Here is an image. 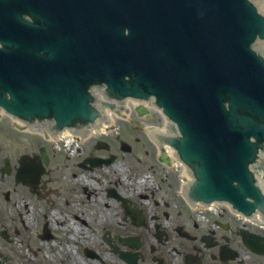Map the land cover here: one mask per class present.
Returning <instances> with one entry per match:
<instances>
[{"label":"water","instance_id":"95a60500","mask_svg":"<svg viewBox=\"0 0 264 264\" xmlns=\"http://www.w3.org/2000/svg\"><path fill=\"white\" fill-rule=\"evenodd\" d=\"M75 1L74 10L64 15L76 23L71 31L60 30L54 24L59 20H45L35 11L37 22L45 25L38 28L54 32L58 40L90 37L85 38L94 42L89 47L103 55L105 63L111 60V72L86 50L81 56L86 60L83 104L63 98L65 104L57 105L63 107L39 110L25 99L12 98L5 100L6 106L26 119L32 112L50 115L57 128H63L70 119L90 122L99 116L90 105L91 84L106 83L108 93L120 99L154 95L181 133L171 144L195 172L190 199L228 200L251 209L254 205L246 199L257 194L249 165L264 146L263 0ZM20 2L26 13L28 0ZM7 9L0 13V41L10 57H4L7 62L19 61V49L27 56L33 51L27 43H16L27 34H15L20 19L12 1ZM82 59L70 62L81 64ZM26 72L29 78V67ZM129 73L136 76L134 83L125 80ZM32 75L39 78L33 71ZM139 113L146 111L141 108Z\"/></svg>","mask_w":264,"mask_h":264},{"label":"flooded vegetation","instance_id":"af4514ba","mask_svg":"<svg viewBox=\"0 0 264 264\" xmlns=\"http://www.w3.org/2000/svg\"><path fill=\"white\" fill-rule=\"evenodd\" d=\"M39 143L27 152L32 167ZM87 147L47 150L45 174L38 179L31 169L25 176L32 189L17 182L23 153L11 157L10 178L0 173V187L9 180L12 191L7 201L0 189V264H264V212L245 217L222 205L200 221L181 198L175 169L154 162L138 171L109 166L86 174L80 166L99 152ZM69 164L85 177L73 196L63 178ZM2 202L11 204L10 214Z\"/></svg>","mask_w":264,"mask_h":264},{"label":"rangeland","instance_id":"374dc122","mask_svg":"<svg viewBox=\"0 0 264 264\" xmlns=\"http://www.w3.org/2000/svg\"><path fill=\"white\" fill-rule=\"evenodd\" d=\"M154 118H157V115H155L152 119V123L157 122L154 120ZM149 124L148 120H140L138 117L133 115L130 120L126 121H117L116 128L111 136L103 139L104 142L109 144L111 146V150H102L97 152V155L99 156H105L107 157L109 154L115 153L117 155L121 154V143L125 142L132 147L131 153H127L124 155V157H119L118 161L120 166L118 168H121L123 171L126 168H132L133 171H138L137 168H144L149 167L151 164L156 162V159L154 158V154L156 152L155 147L147 141L146 138H144V135L142 134L141 128L145 125ZM11 123L9 120L5 119L3 123L0 124V162H2L3 157L9 155L15 159L16 154L19 152H30L34 150L35 147H37V141L38 139L29 137L28 135H22L20 133H17L13 131L11 128ZM97 142V139L92 141L90 144H88L87 150L93 147L95 143ZM58 166L53 165V169L55 172L54 177L56 179L60 178L59 175H57V171L59 170ZM70 169L63 168V178L64 183L69 186L68 194L74 195L76 194L75 187L81 186L80 182L82 179H85V177L82 175V173L76 168L72 166V164H69ZM70 173L68 174V172ZM122 171V172H123ZM75 173L77 178H73L72 174ZM68 174V175H67ZM78 175L80 176L78 178ZM63 183H59L56 185L57 189L62 188ZM68 188V187H67ZM80 188V187H78ZM77 199L74 197L71 198V201H74ZM78 200H81L79 198ZM60 203V198L57 200ZM75 201V202H76ZM44 202V201H43ZM78 204V202H76ZM80 203V202H79ZM47 204V203H46ZM61 204V203H60ZM19 257L21 255L17 254Z\"/></svg>","mask_w":264,"mask_h":264},{"label":"bare ground","instance_id":"6f19581e","mask_svg":"<svg viewBox=\"0 0 264 264\" xmlns=\"http://www.w3.org/2000/svg\"><path fill=\"white\" fill-rule=\"evenodd\" d=\"M137 105H138L137 103H136V104H132V105H130V107L133 106V107L136 109V106H137ZM149 112H150V111H149ZM129 115H130V114H126L127 117H128ZM132 116H133V114L130 115V117H132ZM130 117H129V118H130ZM117 119H118V118H117L115 115L112 116V122H113L114 120L117 121ZM105 130H107L106 127H102V128L100 129L99 132H103V131H105Z\"/></svg>","mask_w":264,"mask_h":264}]
</instances>
